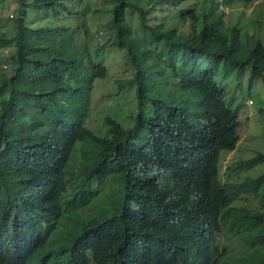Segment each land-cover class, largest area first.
<instances>
[{"label": "trees", "instance_id": "trees-1", "mask_svg": "<svg viewBox=\"0 0 264 264\" xmlns=\"http://www.w3.org/2000/svg\"><path fill=\"white\" fill-rule=\"evenodd\" d=\"M11 1L0 31L11 49L0 70V264H264V171L226 182L219 171L241 124L227 81L248 72L250 94L264 79L254 25L224 8L255 0H108L104 46L132 70L114 95L133 88L135 111L127 127L105 115L104 133L86 119L108 68L79 47L78 0ZM165 4L168 21H152Z\"/></svg>", "mask_w": 264, "mask_h": 264}, {"label": "rangeland", "instance_id": "rangeland-1", "mask_svg": "<svg viewBox=\"0 0 264 264\" xmlns=\"http://www.w3.org/2000/svg\"><path fill=\"white\" fill-rule=\"evenodd\" d=\"M197 0L189 2L195 5ZM78 2V3H77ZM71 3L73 11H80V22L82 30L78 37L80 49L88 52L97 60L107 65L108 75L105 78L96 79L92 91L91 106L86 125L96 133H104V116L114 115L125 127L132 125V116L135 111L134 90L125 88L118 95L116 80L132 77V70L124 63L122 53L116 52L107 44V22L110 19L108 0H78ZM16 3L5 0L0 7V31L12 25L8 19L15 13ZM225 12L230 14L233 21H242L254 25L255 30L264 43V0H255L251 4H236L231 9L225 7ZM234 12V13H231ZM156 22L159 18L168 21V4L162 9L154 11ZM73 22L71 18L70 23ZM188 24H183L180 29L188 31ZM98 48H100L98 50ZM9 48L0 49V70L9 72L10 65L5 61L10 53ZM233 74L235 76H233ZM248 72H241L239 75L232 73L227 81V100L236 108L239 106L240 127L238 130L239 140L234 150L222 151L220 155L219 171L220 179L226 181H242L246 177H253L264 171V161L255 159L259 153H264V79L254 80L251 93L246 92L248 86ZM240 76L239 78H237ZM263 101V102H262ZM244 161H250L243 169L239 166ZM76 166V158L73 157L69 168ZM242 200L237 203H245ZM231 245L236 246L235 240Z\"/></svg>", "mask_w": 264, "mask_h": 264}, {"label": "bare ground", "instance_id": "bare-ground-1", "mask_svg": "<svg viewBox=\"0 0 264 264\" xmlns=\"http://www.w3.org/2000/svg\"><path fill=\"white\" fill-rule=\"evenodd\" d=\"M124 85V84H123Z\"/></svg>", "mask_w": 264, "mask_h": 264}]
</instances>
